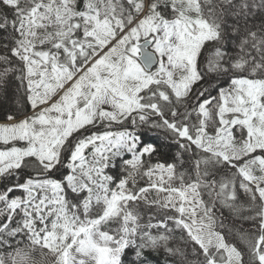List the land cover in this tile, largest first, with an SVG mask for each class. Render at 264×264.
I'll list each match as a JSON object with an SVG mask.
<instances>
[{
  "label": "snow or ice",
  "instance_id": "snow-or-ice-1",
  "mask_svg": "<svg viewBox=\"0 0 264 264\" xmlns=\"http://www.w3.org/2000/svg\"><path fill=\"white\" fill-rule=\"evenodd\" d=\"M0 264H264V0H0Z\"/></svg>",
  "mask_w": 264,
  "mask_h": 264
}]
</instances>
